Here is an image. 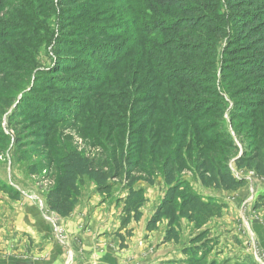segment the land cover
I'll return each mask as SVG.
<instances>
[{"label": "trees", "instance_id": "trees-1", "mask_svg": "<svg viewBox=\"0 0 264 264\" xmlns=\"http://www.w3.org/2000/svg\"><path fill=\"white\" fill-rule=\"evenodd\" d=\"M102 22L111 25L103 28ZM55 29L61 32L59 47L76 56L40 69L39 51L27 49L26 43L33 44L31 34L45 33L40 38L49 44ZM6 47L11 58L0 62V73L4 66L20 69L22 61L29 62L30 72L40 73L28 90L31 95L44 92L42 80L56 92L95 91V85L74 86L61 79L87 61L108 67L109 60V70L118 77L119 95L109 98V110L103 102L105 114L95 125L107 139H95L102 153L69 149L55 154L49 210L70 216L86 179L102 195L122 183L127 195L116 235L125 248L133 235L130 226L141 220L147 202L141 185H154L161 176L165 193L147 231L166 221L163 243L179 244L186 219L194 232L183 247L185 263L206 264L218 244L209 225L228 204L196 190L185 174L191 171L206 189L226 192L246 185L236 172L264 176V0H0V52L7 53ZM135 89L142 95L133 97ZM24 96L12 105L11 116L26 121L46 118L57 125L67 118L79 120L85 110L78 96L67 97L74 106L62 105L65 117L63 107L49 99L44 105L33 102V109L24 104ZM23 134L20 130L16 137L21 149ZM6 140L0 134V152ZM37 171L34 167L33 174ZM0 188L20 197L1 179Z\"/></svg>", "mask_w": 264, "mask_h": 264}, {"label": "rangeland", "instance_id": "rangeland-1", "mask_svg": "<svg viewBox=\"0 0 264 264\" xmlns=\"http://www.w3.org/2000/svg\"><path fill=\"white\" fill-rule=\"evenodd\" d=\"M53 20L54 18L46 19V21L51 22ZM109 25L111 23H101L103 28ZM118 25L123 24L118 23ZM55 30L57 31H55L54 37L49 44L42 43L40 38L45 36V33L31 34L33 44L26 43L27 49L39 51L37 52V60L39 61L40 69L55 67L60 57L69 62L76 56L75 53L59 47L61 32H58V29ZM36 42L39 43L38 49ZM60 48L63 51L59 50ZM6 50L7 53L0 52V62L11 58L10 50L7 47ZM26 59H30V57H26ZM19 65L20 69L13 66H4L2 68L3 73H0V134L7 137V140L2 144L3 151L0 152V179L3 183L8 184L20 193V197L15 199L9 192L0 188V264H97L98 261L95 258L89 260L87 258L89 255L93 256V251L88 249L87 246L91 242L88 243L82 238L79 239L80 244L75 246V250L82 258L78 259L76 256L73 258L72 251L75 253V250L70 242L71 235L68 233L64 222L61 221L62 218L57 213L49 210L46 196L49 189L54 186L57 176L55 154L69 149H77L88 155H100L102 153L103 148L94 145L97 143L95 139L96 137L97 140L101 141H106L107 139L101 130L95 129V125L102 122V117L105 114V109L102 108L103 102L106 100L109 110V104H113L109 101V98L119 95V90L115 84L118 77L114 76L112 70H109V60L108 67L87 61L80 68L74 67V71L71 74H65L61 79L64 83L74 86L82 83L90 86L95 85V91L56 92L52 88L45 86L47 81L42 84V80L39 85H42V91L44 92L35 96V94H28V90L35 84L36 77H39L40 73L30 72L28 70V61H22ZM3 77L5 78L3 79ZM45 78H47L46 75L42 79ZM104 82L106 84L103 86ZM132 94L133 97H136L142 95V92H137L135 89ZM102 95H105L106 98H102ZM21 96H24V104L29 107H32L33 102L44 105V101L48 99L59 107L66 104V101H68L67 104L74 106L73 102H70L71 100H67V97L68 99H73L70 97L78 96L81 98L85 110L83 114H79V120L67 118L57 125H55V121H49L46 118H43V122L26 121L18 118L17 115L11 116L12 107L16 106ZM232 106L233 104L228 106L229 112L226 114L228 119H230L229 115L231 114ZM62 107L63 116H68L66 108ZM19 129L25 135V142H23L25 146L22 149L17 147L16 144ZM34 167L38 170L35 174H33ZM236 173L237 176L247 179L246 185L243 186L248 188L247 194L242 202L238 204V201L233 199V195L239 189L225 193L227 199L231 200L233 207L231 209L230 204L227 202L228 205L223 212L224 214L209 225L212 227V238H215L218 244L207 259L206 264L213 260L224 261L225 264H264V200L261 198L264 197V176H260L253 170H243ZM185 177L196 189L195 185L199 182L195 179L192 172H187ZM159 178L161 179L162 177L158 176L157 180ZM93 185L90 180H85L82 196L76 207L77 211L82 208L83 203L81 202L88 195L93 197L97 193L96 185ZM159 189L161 191V187ZM126 195L127 191L123 184L118 183L112 194L102 195L98 193L97 196L99 204H105L106 210L115 211L114 215L118 217L122 213V198ZM259 201L262 204H259ZM257 204L261 207L257 208ZM89 211H93L92 206L89 207ZM31 216L34 219L32 223ZM106 216L109 218L108 215ZM104 225V222H96L93 226L95 228L89 230L92 231V235L97 237L92 247L96 248L99 253H103L105 249L109 252V244H111V250L113 252H121V259L125 257L126 264H137L140 258L143 259L142 262H145L148 256L147 261L165 257L172 252V249L175 251L177 247L180 248L182 246L181 244L175 245V243H171L173 246L170 245L169 249L164 250L160 242L161 229L156 231V234L151 238L144 235H140L139 239L132 238L135 236L133 232L132 237H127V246L125 248H121L118 235L114 237L115 239L109 241V236L112 238L109 233L107 235L104 234L103 239L106 242L101 244L99 243L101 239L98 235L100 236ZM57 226L61 228L60 231L57 230ZM85 227L86 230L91 228V219L85 221ZM193 232V224L186 220L182 224L184 240L188 241ZM123 234L127 236V230ZM147 242L150 244L147 245ZM58 245L59 247L61 246L60 254L57 251L59 249ZM144 246H146L145 249H140V247ZM50 247H53V249L51 250ZM138 250L140 251V256L136 258ZM59 256L62 257L61 262H59L61 260ZM107 263L109 264L108 261ZM148 263L150 264V262L143 264ZM163 263L166 264L165 261L159 264Z\"/></svg>", "mask_w": 264, "mask_h": 264}, {"label": "crops", "instance_id": "crops-1", "mask_svg": "<svg viewBox=\"0 0 264 264\" xmlns=\"http://www.w3.org/2000/svg\"><path fill=\"white\" fill-rule=\"evenodd\" d=\"M93 184L95 185V183H93ZM141 186L146 188L147 202L145 203V205L142 208L143 217L141 218V220L139 222H133L131 224V226H130L131 228L134 229L133 232L135 233V236H133L132 238L139 239L140 235H142V236L144 235V236H146L148 238H151L153 235L156 234V231L161 229L160 230L161 231V240H160L161 246L164 248V250L169 249L170 245L173 246L174 243L173 244H171L172 242L163 243V238L165 236V232H166V229H167V222L166 221L161 224L159 229H157V230H155L153 232H148L147 229H146L147 222L149 221L151 216L156 211V208H157L158 204L161 202V200H162V198L164 196V193H165L164 180H163V178H161V179L159 178L157 180V183H155L154 185L142 184ZM160 187H161V191L159 189ZM195 187H196V189L199 192H202L205 195L216 196L217 198L221 199L222 201L228 202L230 204V206H231V209H232V207H233L232 206V202H231V200L229 198L227 199V195L225 194V193H227L226 191L214 190V189H205L199 183H196ZM247 189L248 188L246 186L243 187V188H240L233 195L234 196L233 199L237 200L238 204L241 203L242 200L245 198V195L247 194ZM98 193L99 192L97 191V193H95V195L93 197H92V195H88L87 198L83 202H81V203H83V206H82V208L79 209V211H77L78 209H75V211L70 216L64 217V218L61 217L62 218L61 221L64 222V225H66V228L68 230V233L71 235L70 236V242L73 244L72 246H73L74 250H75L76 244L77 245L80 244V240H79L80 238H82L85 241H88V243L91 242V244L90 245L88 244L87 246H88V249L93 251L92 255L94 257L93 256L91 257L89 255V257H87L88 260L91 259V258H95V260L98 261L97 264H108L107 261L109 262V264H116V263L126 264L125 257H124V259L123 258L121 259V255H122L121 252L118 253V252H113L111 250V248H110L111 244H109V252H107V250L105 249V252H103V253H99V251H97L96 248L92 247L93 244H95L94 242H95V240H97V237L95 235H92V231H89V230H93V228H95L93 226H94V224L96 222H102V223L104 222L105 223V225L102 227L103 231L100 232L101 234L99 233L100 236L98 235V237H100V239H101V241L99 242L101 244H105V242H106V240L103 239L104 234L107 235L109 233V235L112 236V238H110V236H109V241H111V239H115L114 237L116 236V231L121 226V218L119 219V216L121 217V214L118 217H116L114 215L115 211L110 212V210L109 211L106 210V205L105 204H103V203L99 204V199H98V196H97ZM85 197H86V195H85ZM91 206L93 207V211H89V207H91ZM106 215H108L109 218H107ZM31 217H32L31 218L32 219L31 223H32V221L34 219H33V216H31ZM105 217H106V219H105ZM87 219H91V228L88 229V230H86V227H85V221ZM104 219H105V221H104ZM92 220H93L94 223L92 222ZM106 220H109V221H106ZM185 221L186 220H183L182 224ZM224 223H225V221H224ZM33 227H34V225H33ZM124 231H122V233ZM187 243H188V241L184 240V234H183L182 235V242L177 244V245H180V244L182 245L180 248L177 247V249H175V251L172 249V252L170 254H167L165 257H159V258H156V259L154 258L153 260H150V261H147L148 258H149V256H148L147 259L145 260V262H150V264H159L160 262H164L165 261L166 264H186L185 263V258L186 257L183 254V247ZM149 244L150 243L147 242V245H149ZM146 246L140 247V249H142V248L145 249ZM58 247H59V245H58ZM50 248H51V250L53 249V247H50ZM54 249H56V248H54ZM139 250L137 251L136 258H138L140 256L139 255L140 254ZM57 251L60 254L61 246L59 247V249H57ZM72 252H73V258H75V256L78 259L82 258L80 255H78L76 250H75V253H74V251H72ZM60 257L61 256H59V259H60ZM63 258L65 259V257H63ZM116 258L118 259V261H117ZM142 260L143 259L140 258V261L137 264L145 263V262H142ZM157 260L159 261V263H158ZM61 261H62V257H61V260L59 262H61Z\"/></svg>", "mask_w": 264, "mask_h": 264}, {"label": "built area", "instance_id": "built-area-1", "mask_svg": "<svg viewBox=\"0 0 264 264\" xmlns=\"http://www.w3.org/2000/svg\"><path fill=\"white\" fill-rule=\"evenodd\" d=\"M57 230H58V231H60V230H61V228H59V227L57 226ZM258 260H259V259H258ZM259 261H261V260H259ZM261 262H262V261H261Z\"/></svg>", "mask_w": 264, "mask_h": 264}]
</instances>
